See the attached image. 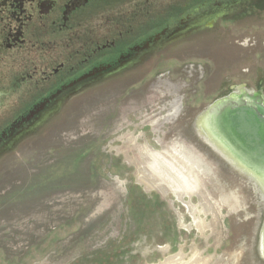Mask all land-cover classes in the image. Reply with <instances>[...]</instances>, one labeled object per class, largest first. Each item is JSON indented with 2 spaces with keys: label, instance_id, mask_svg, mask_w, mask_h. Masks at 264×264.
I'll list each match as a JSON object with an SVG mask.
<instances>
[{
  "label": "rangeland",
  "instance_id": "rangeland-1",
  "mask_svg": "<svg viewBox=\"0 0 264 264\" xmlns=\"http://www.w3.org/2000/svg\"><path fill=\"white\" fill-rule=\"evenodd\" d=\"M195 8L211 22L166 32L0 157V264H264V191L203 128L234 94L264 107V0Z\"/></svg>",
  "mask_w": 264,
  "mask_h": 264
},
{
  "label": "flooded vegetation",
  "instance_id": "flooded-vegetation-1",
  "mask_svg": "<svg viewBox=\"0 0 264 264\" xmlns=\"http://www.w3.org/2000/svg\"><path fill=\"white\" fill-rule=\"evenodd\" d=\"M223 1L171 0L169 11L161 4L152 12L149 0H0V157L85 88L210 23L195 15L197 4L212 9ZM236 96L239 105H260L255 95Z\"/></svg>",
  "mask_w": 264,
  "mask_h": 264
},
{
  "label": "bare ground",
  "instance_id": "bare-ground-1",
  "mask_svg": "<svg viewBox=\"0 0 264 264\" xmlns=\"http://www.w3.org/2000/svg\"><path fill=\"white\" fill-rule=\"evenodd\" d=\"M236 97L234 94L219 101L205 117L204 127L226 153L249 167L256 179L264 184V116L258 109L239 105ZM245 100L252 101L249 97ZM144 148L154 153L150 147ZM194 152L184 147L180 155L194 164L202 160Z\"/></svg>",
  "mask_w": 264,
  "mask_h": 264
},
{
  "label": "water",
  "instance_id": "water-1",
  "mask_svg": "<svg viewBox=\"0 0 264 264\" xmlns=\"http://www.w3.org/2000/svg\"><path fill=\"white\" fill-rule=\"evenodd\" d=\"M218 103V102H217ZM217 103L215 104V105H217ZM214 105V106H215ZM213 106V107H214ZM212 107V108H213ZM211 108V109H212ZM210 109V110H211ZM257 109L259 110V112L261 113V114H263V116H264V107H263V105L262 104H260L259 106H257ZM208 114H209V112H208ZM203 128H204V130H205V132L207 133V135L212 139V141L214 142V144H216L217 146H219L221 149H223V146L215 139V138H213V136L207 131V129L204 127V122H203ZM245 165V164H244ZM245 167V166H244ZM247 168V167H246ZM249 170L252 172V170L249 168ZM252 174H253V172H252ZM258 181V180H257ZM259 182V181H258ZM259 184L261 185V187H262V189H263V191H264V184L263 183H261V182H259ZM262 249L264 250V229H263V233H262Z\"/></svg>",
  "mask_w": 264,
  "mask_h": 264
}]
</instances>
